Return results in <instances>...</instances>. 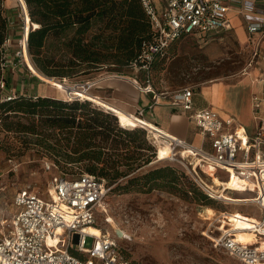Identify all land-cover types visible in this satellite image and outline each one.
<instances>
[{"label": "trees", "instance_id": "1", "mask_svg": "<svg viewBox=\"0 0 264 264\" xmlns=\"http://www.w3.org/2000/svg\"><path fill=\"white\" fill-rule=\"evenodd\" d=\"M5 1L0 0V83L4 80V44L9 39ZM22 1L32 25L29 54L35 67L50 78L101 70L120 76H126L129 69L150 73L170 49L143 68L141 58L156 32L141 0ZM50 45L55 46L51 54ZM0 124L7 133L27 137L26 144L43 148L58 173L94 175L112 186L113 193L163 191L205 206L219 201L179 167L150 166L157 151L148 141L147 131L121 126L118 116L95 107L90 100L0 98Z\"/></svg>", "mask_w": 264, "mask_h": 264}, {"label": "built area", "instance_id": "2", "mask_svg": "<svg viewBox=\"0 0 264 264\" xmlns=\"http://www.w3.org/2000/svg\"><path fill=\"white\" fill-rule=\"evenodd\" d=\"M141 1L156 32L154 42L146 48L141 58L145 64L143 68H147L156 55L164 53L183 37L203 38L231 30L230 12L233 5L240 4L249 12L255 11L253 3L244 4V0H160V9H157L154 0ZM19 16L24 32L27 13L23 6ZM248 33L253 46L252 64L259 56L264 23L249 24ZM22 40L23 37L18 53L23 58ZM7 45L8 40L4 44V51ZM6 67L5 60L3 71ZM0 88L6 89L4 80ZM194 97L193 88H184L174 94L172 104L187 114L190 123L208 141L210 149L172 136L175 141H163V144H169L172 156L161 159L154 145L155 141L161 142V139L147 131L148 140L157 149L156 161L181 163L209 196L221 202L227 200L212 188L213 183L209 184L202 178L198 169L203 174L208 170H216L224 172L227 180L233 175L241 180L243 189L253 194L251 203L263 215L261 220H254L251 231H243L253 233L255 241L243 243L237 237L240 231L225 227L224 221H230L228 213H221L223 220L209 223L216 230L215 223L222 224L218 229L220 235L213 241L242 264H264V119L258 115L257 133L251 137L239 127L233 129V118L223 119L212 109H197ZM11 98L9 96L5 100ZM76 99L84 100L82 97ZM261 104L262 98L255 96L256 113L260 112ZM144 113V109H139L137 116L143 118ZM157 129L165 132L159 127ZM176 141L194 150L189 152L179 147ZM46 168L56 171L49 184L48 197H42L31 187L19 191L14 198L16 212L9 223L2 222L0 225V264H131L124 259L121 248L111 234L101 231L100 237H94L85 232L88 227H97L98 212L104 209L108 183L90 174L78 177L63 175L51 162L46 163ZM214 177L218 176L210 177L212 182ZM222 190L225 191L224 187ZM87 238L92 239L91 247H87Z\"/></svg>", "mask_w": 264, "mask_h": 264}, {"label": "rangeland", "instance_id": "3", "mask_svg": "<svg viewBox=\"0 0 264 264\" xmlns=\"http://www.w3.org/2000/svg\"><path fill=\"white\" fill-rule=\"evenodd\" d=\"M13 1L18 31H8V37L14 36L16 39L14 52L9 54L18 61L17 63H24V68L39 84L50 90L52 97L63 100L82 97L86 100L84 95L93 93L91 95L102 101L101 98L110 95L107 89L94 86L89 90L93 84L82 85L106 74V70L87 75L75 73L62 79L49 77L50 80L45 81L34 75L18 53L20 40L22 37L24 39L25 34L19 16L21 5L16 0ZM54 48L55 46L50 45L49 54L55 52ZM7 54V51H4L5 60ZM249 58L250 53L241 46L232 32L214 34L206 41L185 37L170 46L166 58L159 60L150 73L129 69L127 76L136 77L142 87L150 81L158 92L172 94L183 88L197 89L213 80L235 79L239 77ZM81 88H86L90 93ZM9 96L15 97L13 94ZM9 96L0 95V98L5 100ZM93 105L103 109L94 103ZM124 124L128 125L126 122ZM143 129L161 139V142H154L160 158H170L172 155L167 146L158 144H163V137ZM146 133L148 135V132ZM26 141L27 137L24 135L5 132L0 124V225L2 222L9 223L16 212L14 198L19 191L31 187L46 198L50 181L56 175L55 170L49 171L46 168V163L51 159L50 155L39 146L26 144ZM156 159L157 156L150 166L169 164L179 167L186 174L189 173V169L177 161L158 162ZM198 171L209 184L213 183V186H210L221 194V197L228 199L226 202L217 201L211 206H205L163 191L118 194L111 192L112 186L108 185L104 209L98 212L96 228L116 239L124 259L131 264H242L213 241L220 235L218 229L222 224L215 223L216 230L210 227L209 223L223 220L221 213H228L230 221H224L225 227L228 228L226 224H230L233 228H239L254 220H261L263 215L259 208L251 203L253 194L246 192L234 178L227 180L224 172L216 170H208L205 174L199 169ZM213 175L220 179L214 177L212 182L210 177ZM223 187L225 191L222 190ZM252 237L254 240L250 243L255 241L254 234ZM91 246L92 239L87 238V247Z\"/></svg>", "mask_w": 264, "mask_h": 264}, {"label": "crops", "instance_id": "4", "mask_svg": "<svg viewBox=\"0 0 264 264\" xmlns=\"http://www.w3.org/2000/svg\"><path fill=\"white\" fill-rule=\"evenodd\" d=\"M13 2V0H6L5 5L9 19V29L12 33H16L18 31V22L15 19L16 11L14 10ZM246 2L253 3L255 11L249 12L240 4L233 5L230 12L232 28L229 31L221 33L227 34L232 32L237 36L241 46L250 53L249 62L240 72L239 77L235 79L231 78L232 80H213L202 84L197 89L193 88V90L195 92L194 100L197 109H212L218 112L223 119L233 118V129L239 127L245 130L247 135L253 137L257 133L259 125L258 115L264 119V38L260 46L259 56L251 64L253 46L250 42L251 36L248 33V25L251 23H264V1L244 0V4ZM154 3L157 9H160V0H154ZM212 35L214 34L192 39L206 41ZM13 37L8 39L6 48L8 53L6 59L7 67L3 71L6 89L1 92V95L3 97L12 94L28 97H52L50 90L39 84L27 69L24 68V63H17L18 61L16 62L13 56L9 54L14 52L13 48L16 39ZM135 71L137 72L138 69ZM86 83L93 84L89 90L94 86L107 89L110 92L109 96L105 98H101L99 95L96 96L129 114L137 116L138 110L144 109L143 118H139L165 131L158 130L160 133L156 131L151 132L161 137H163L162 135H167L168 137L175 136L186 140L192 145L210 149L208 141L190 123L187 114L180 108L173 106L172 101L177 91L172 94L158 92L152 84L149 87V82L142 87L136 77L127 75L104 74ZM84 90L90 93L86 88ZM91 94L93 93L89 95ZM257 95L262 98L259 113H256L254 108V97Z\"/></svg>", "mask_w": 264, "mask_h": 264}, {"label": "bare ground", "instance_id": "5", "mask_svg": "<svg viewBox=\"0 0 264 264\" xmlns=\"http://www.w3.org/2000/svg\"><path fill=\"white\" fill-rule=\"evenodd\" d=\"M18 3H20L21 7L23 6L26 10V7L23 3L22 0H17ZM26 13H27V10H26ZM24 39H23V42L22 44L24 45L23 47V58H24V62L25 64L28 66L29 70L34 74L36 75L39 79L45 81V80H50L49 77L43 75L42 73H40L34 66L33 62L31 61V57H30V54H29V51H28V47H27V41H28V35H29V31H30V20L28 19V17L26 18L25 20V25H24ZM84 98L86 100H90L92 101L94 104H96L97 106H100L102 107L103 109H106L107 111H109L110 113L118 116L120 118V125L123 126V127H129V128H134V127H141V128H146L150 131H156V132H159L157 127L155 126H152L151 124H149L146 120L142 119V118H139L138 116L134 115V114H129L117 107H114L106 102H104L103 100H99L97 99L95 96L93 95H89V94H86L84 95ZM124 122H126L128 125L124 124ZM160 133V132H159ZM162 135V133H161ZM164 140H167V141H175L173 140L172 137H168L167 135H162ZM177 142V145L183 149H188L190 151H193L194 149L187 146L185 143L181 142V141H176ZM160 146L162 147H165L167 146V148L169 149V151H171V149L169 148V144L167 143L166 145L165 144H161V143H158ZM189 151V152H190ZM188 153V152H186ZM200 162V161H199ZM232 178H234L236 180V182L242 186V183H241V180H239L238 178H236L235 175L232 176ZM247 192V191H246ZM223 198V197H222ZM226 199V198H224ZM228 200V199H226ZM230 201V200H229ZM254 224L255 222H250L249 224H244L242 225L241 227L239 228H234V229H237L238 231H240L237 235L238 237V240L243 242V243H250V241L254 240V238L252 237V234L253 233H248V232H243V231H251V229L254 227ZM225 225V224H224ZM228 225V228L227 229H230V228H233L232 226H230V224H226ZM85 232L88 233L89 235H92L94 237H100L102 232L99 228H96V227H88L85 229ZM104 232V231H103ZM240 234V235H239Z\"/></svg>", "mask_w": 264, "mask_h": 264}]
</instances>
